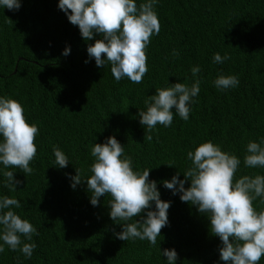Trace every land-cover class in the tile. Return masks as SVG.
<instances>
[{
	"label": "trees",
	"instance_id": "obj_1",
	"mask_svg": "<svg viewBox=\"0 0 264 264\" xmlns=\"http://www.w3.org/2000/svg\"><path fill=\"white\" fill-rule=\"evenodd\" d=\"M20 4L18 10L0 6V96L18 101L27 122L38 127L37 153L30 175L0 163V197L18 199L21 207L13 211L39 234L32 236L36 248L30 258L4 245L0 264H168L165 248L176 251L175 264H226L207 215L181 201L163 181L178 173L187 188V153L206 141L240 159L236 178L264 175V168L243 162L247 143L264 138V0H157L160 31L147 46L148 71L139 84L126 77L116 81L107 61L104 68L96 66L87 45L100 35L83 40L58 0ZM66 46L70 53L62 55ZM217 53L231 58L214 63ZM194 66L200 68L195 77ZM219 75H234L239 84L219 89L214 84ZM197 79L200 91L189 105L188 120L173 109L171 126L157 124L147 133L138 115L146 110L145 99L157 88L177 82L191 86ZM109 136L123 145L134 171L149 169L160 199L170 202L168 224L156 246L115 235L146 212L113 221L110 196L99 197L93 206L86 181L71 187L76 169L83 178L91 175V147ZM54 146L68 157L67 167L55 165ZM5 171L21 181L15 191L5 186ZM253 205L264 209V199L257 197ZM258 264H264V256Z\"/></svg>",
	"mask_w": 264,
	"mask_h": 264
},
{
	"label": "clouds",
	"instance_id": "obj_2",
	"mask_svg": "<svg viewBox=\"0 0 264 264\" xmlns=\"http://www.w3.org/2000/svg\"><path fill=\"white\" fill-rule=\"evenodd\" d=\"M157 0H146L137 6L135 0H58V8L65 12L69 22L83 40H93L94 33L101 38L87 45V53L95 60L97 67L104 68L106 61L116 81L127 78L132 83H142L148 71L146 49L154 34H159L160 22L155 11ZM0 6L18 10L20 0H0ZM70 10V11H69ZM68 46L62 55H68ZM179 56L178 52H173ZM228 55L214 54V63L230 59ZM87 63V61H85ZM195 77L199 66L191 68ZM214 84L219 89H229L239 84L234 75H219ZM200 91L197 79L189 86L173 83L157 88L154 95L145 99L146 110H139V122L151 133L157 124L171 126L173 109L183 120H188L190 103ZM39 129L27 122L23 106L11 97L0 96V163L7 168L20 169L32 174L30 162L34 160L35 144ZM144 139L152 140L151 134ZM55 165L67 167L68 157L58 146L53 148ZM123 145L109 136L103 143H94L90 166L91 175L83 178L78 169L71 176V187L86 181L91 193L90 203L98 205V198L108 195L109 215L113 221H130L146 212L140 220L122 224V231L115 233L123 241L129 239L147 240L157 245L161 229L168 224L169 201L160 199L156 181L149 179V169L134 171L132 158L124 155ZM191 167L183 172L190 181L178 179V173L171 180H164V187L173 194L179 192L183 202L195 205L200 213L206 214L211 234L219 237L220 259L226 264H258L264 256V209L257 211L253 201L264 199V175H242L236 178L240 159L232 153L222 151L211 141L200 143L194 151L187 153ZM244 165L249 168H264V138L260 142L249 141L246 145ZM172 166L171 164H166ZM5 186L15 191L21 181L14 178L13 171H5ZM155 208H152V204ZM20 208L21 202L9 196L0 197V252L4 245L13 251H20L30 258L36 244L32 243L37 229L22 219L13 208ZM161 251V250H160ZM168 264H175L174 249H163Z\"/></svg>",
	"mask_w": 264,
	"mask_h": 264
},
{
	"label": "water",
	"instance_id": "obj_3",
	"mask_svg": "<svg viewBox=\"0 0 264 264\" xmlns=\"http://www.w3.org/2000/svg\"><path fill=\"white\" fill-rule=\"evenodd\" d=\"M15 68H16V66H15Z\"/></svg>",
	"mask_w": 264,
	"mask_h": 264
}]
</instances>
